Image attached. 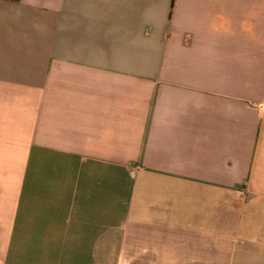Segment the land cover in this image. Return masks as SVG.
<instances>
[{"label": "crops", "instance_id": "1", "mask_svg": "<svg viewBox=\"0 0 264 264\" xmlns=\"http://www.w3.org/2000/svg\"><path fill=\"white\" fill-rule=\"evenodd\" d=\"M250 195L264 0H0V264L210 262Z\"/></svg>", "mask_w": 264, "mask_h": 264}, {"label": "rangeland", "instance_id": "2", "mask_svg": "<svg viewBox=\"0 0 264 264\" xmlns=\"http://www.w3.org/2000/svg\"><path fill=\"white\" fill-rule=\"evenodd\" d=\"M249 204L250 210L246 221L241 223V229H232V237H217L216 254L210 262H173L168 264H264V199L253 197L244 199ZM242 205L233 199V203ZM237 216V215H233ZM246 224L243 233L242 227ZM233 227L236 226L233 224ZM232 227V228H233ZM227 232V230H226ZM237 235H234L235 233ZM119 264H161L153 262H120Z\"/></svg>", "mask_w": 264, "mask_h": 264}, {"label": "trees", "instance_id": "3", "mask_svg": "<svg viewBox=\"0 0 264 264\" xmlns=\"http://www.w3.org/2000/svg\"><path fill=\"white\" fill-rule=\"evenodd\" d=\"M9 1H12V2H18L19 0H9Z\"/></svg>", "mask_w": 264, "mask_h": 264}]
</instances>
